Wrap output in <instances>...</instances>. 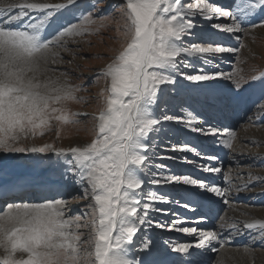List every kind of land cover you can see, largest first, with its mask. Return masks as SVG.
Instances as JSON below:
<instances>
[{"label": "snow or ice", "instance_id": "6c2138e0", "mask_svg": "<svg viewBox=\"0 0 264 264\" xmlns=\"http://www.w3.org/2000/svg\"><path fill=\"white\" fill-rule=\"evenodd\" d=\"M75 4L76 0L8 4L0 0V11L18 10L0 18V153L69 157L67 171L88 201L83 209L68 215L67 199L8 202V191L0 192V199L5 200L0 208V264H199L197 257L205 251L218 252L214 242L222 239L217 231L196 226L207 218L214 203L208 193L227 204L229 190L216 186L213 178L206 181L174 174L170 165L156 162L190 164L193 161L184 153L202 156L179 130L176 143L168 145L172 155L161 157L156 141L163 143L169 136L166 122H177L192 133L217 137V142L232 149L234 130L204 126L192 111L180 116L173 109H184L187 104L181 99L184 81L210 95H215L213 82L228 81V99L240 97L245 84L251 86L249 80L264 85V70L247 79L218 70V62L224 59L221 54L238 53L244 47L224 46L225 37L240 41L241 34L250 36L255 29H264V18H260L264 0L224 4L216 0H124L119 8L124 43L97 74L105 87L97 97L98 112L90 117L93 138L69 147L26 144L54 127L59 140L66 126L78 125L79 117L89 116L69 107L82 102L76 95L82 86L72 85L66 72L55 75L57 70L50 67L63 60L54 49L67 50L70 39L89 33L97 19H107L82 12L76 22L62 23V10ZM91 8L98 10L95 4ZM31 13L38 17L35 22ZM204 21L211 22L207 30ZM207 160L218 157L210 155ZM197 166L203 172H222L218 166ZM248 188L244 184L238 191ZM162 204H174L179 211L158 206ZM158 214L167 219H157ZM232 228L237 235L247 231L250 239L264 246V221L246 222L244 230L235 224ZM153 229L183 233L193 241L168 239L161 244L149 234ZM174 253L179 256L173 257Z\"/></svg>", "mask_w": 264, "mask_h": 264}, {"label": "rangeland", "instance_id": "374dc122", "mask_svg": "<svg viewBox=\"0 0 264 264\" xmlns=\"http://www.w3.org/2000/svg\"><path fill=\"white\" fill-rule=\"evenodd\" d=\"M2 1H5L3 2L5 4L24 2V0ZM56 1L63 2V0H45L48 3H56ZM216 2L224 4L230 2V0H216ZM123 3L124 0H76L75 5L62 10L63 14L60 17L62 23L76 22L82 12L84 15L91 12L94 18L107 17L104 20L97 19L89 33L70 39L67 43V50H64V48L54 49L60 53L63 60L55 65H50V67L57 70L54 73L55 75L60 72H66L67 79L72 85L82 86V90L76 94L78 97L83 98L82 102L72 103L69 107L74 112L87 113L89 116L79 117L81 123L78 125L66 126L59 140L56 138L54 127L52 131L47 132L43 137L25 141L26 144L56 143L58 147H69L83 145L90 142L93 138L91 129L94 121L90 117L97 114V97L105 87L104 79L100 78L97 80V74L99 70L105 68L111 62L112 57L116 55L124 43L121 36L124 21L121 19L119 11ZM93 4L96 5L98 10L91 8ZM10 13L18 14V10L9 9L2 16L7 17ZM31 18L35 22L38 17L36 13H31ZM260 18H264V15ZM210 23L208 21L203 22L204 30L208 29ZM258 29L260 28L255 29L250 36L241 34L240 41L234 38H224V46L238 47L243 44L244 47L240 48L238 53L221 54L224 59L222 62H218L219 71L243 76L247 79L253 74L258 75L261 70H264V31L261 33L262 35H258V32H256ZM252 45H255L257 50H253ZM249 83L251 86L245 84L246 91L240 97L228 99L231 95L228 90L230 87V82L228 81L213 82L215 95H210L207 90L199 89L191 82L184 81L185 88L181 92V99L186 101L187 104L184 109H173L175 114L180 116H185L187 111H192L193 115H196L204 126L211 124L227 128L224 126L225 123L229 124L232 122L233 128L230 130H234L236 133L232 141V149H228L222 143L217 142V137L210 141L213 137L192 133L183 124L177 122H166L165 126L171 129L169 136L164 138L163 143H160L159 139L156 141L159 145L157 150L161 157L172 155L168 150V145L169 143H176V130H179L182 138H187L193 146H198V150L201 151V157H196L192 153L183 154L193 161L190 164L167 159L156 160L157 163L170 165L174 174H191L193 178H205L207 181V177L210 176L203 175L201 177L199 174L210 173L203 172L197 165L207 164L209 166H218L222 169L221 173H213L214 176L212 175L211 177L213 179L216 178V186L229 190L228 203H223L222 198L210 193L212 200L215 203L217 201L218 207L222 208L213 225L211 224L210 228L204 229L217 231L222 236V239L218 243L214 242L216 244L214 246L219 249L218 252L205 251L208 254L207 256H211L204 258L203 264H231L227 262L228 260H231L233 264H247L248 262L246 261L241 262L235 259L234 253L231 252L234 250H242L250 255L252 259L250 264H264V257L260 256L264 255V246L250 239L247 231L243 235H237L235 229L232 228V225L235 224L241 230H244L246 222L264 221V219L254 218L253 216L256 208H264V85L259 81L249 80ZM172 95L175 96L174 90ZM163 107L167 109L168 105ZM234 111H238L237 114ZM169 114L173 113L170 112ZM218 119H222V123L216 124L215 122ZM219 139H222V137ZM218 149L224 151L225 162L207 160V156L210 155H215L220 160L221 155ZM69 166V157H57L53 153H0V184L16 179V182L10 183L15 185L19 184L21 179H26L32 183V185L30 183L31 187L39 188L42 186L40 181L46 179L47 184L43 186L49 184L51 193L52 188L56 190L50 198L67 199L69 201L67 214L72 215L83 209L88 201L83 198L82 192L74 184L73 174L67 171ZM244 184L249 185L248 190L238 191ZM31 187L30 190L35 192V188ZM26 193L19 202H42V200H32V196ZM13 198L8 202H12ZM158 206L179 211L174 204ZM212 208H216L214 203ZM171 215L172 213L169 212L168 216ZM189 215L192 214L189 213ZM157 219H167V217L163 214H158ZM195 219L199 218L195 217ZM207 222L209 221H203L202 223ZM229 232L232 233L230 237L227 236ZM149 234H154L161 244L168 239L180 240L179 236L176 238V234L186 235L175 231L169 232L164 229H153L149 231ZM191 241L193 239L188 240V242ZM221 244H223V247H220Z\"/></svg>", "mask_w": 264, "mask_h": 264}, {"label": "bare ground", "instance_id": "6f19581e", "mask_svg": "<svg viewBox=\"0 0 264 264\" xmlns=\"http://www.w3.org/2000/svg\"><path fill=\"white\" fill-rule=\"evenodd\" d=\"M2 2H5V1H2ZM55 2V1H54ZM57 2V1H56ZM102 5H104V4H102ZM9 10V9H8ZM8 10H6V11H0V18H2V14H4V13H7L8 12ZM61 21V20H60ZM263 31H264V29H258L256 32H258V35L259 34H261V33H263ZM264 34V33H263ZM262 35V34H261ZM233 39V38H232ZM252 48H253V50H257V48H256V46L255 45H252ZM196 86V85H195ZM197 87V86H196ZM195 89H197V88H195ZM216 124H220L221 123V121L220 120H218V121H216L215 122ZM228 127H229V124H226ZM208 140H210V139H208ZM214 140V137H213V139L212 140H210V141H213ZM206 150V149H205ZM219 150V149H218ZM207 151H209V150H207ZM213 151V150H212ZM210 152V151H209ZM211 154V153H210ZM223 159V158H222ZM201 177H203V175H207V176H210V177H207V178H212L211 176L213 175L214 176V174L213 173H210V174H199ZM214 180H215V184H217V180H216V178H214ZM13 182H16L15 180L13 181ZM12 183V182H11ZM30 181H28V180H26V179H21V181L19 182V184H15V185H10L9 186V188L8 189H5V190H3V191H8V195L10 194H15V195H21L24 191H26L27 189L28 190H30L29 188H30ZM42 183V184H41ZM32 184V183H31ZM40 184L43 186V185H46L47 184V180L46 179H43L42 181H40ZM30 185V186H29ZM29 186V188H27ZM43 187H46L45 189L47 190V189H49L48 187H50V185L48 184L47 186H43ZM27 188V189H26ZM40 189H42V188H40ZM33 190H30V192H32ZM52 192H53V188H52ZM34 193V192H33ZM7 195V197L6 198H8L9 196ZM208 196L210 197L211 195H210V193H208ZM34 197H35V195H34ZM37 199V198H36ZM216 201V200H215ZM216 203H217V201H216ZM218 204V203H217ZM189 213L190 212H188L186 215H189ZM254 216V218H259V219H264V208H256L255 209V214L253 215ZM198 221V220H197ZM196 226H199L200 228H203V229H205V228H210L209 226H211V223L210 222H207V223H199V224H197ZM178 236H179V238H180V240H178L179 242H188V240L190 239V240H192L193 239V237H191V236H188V235H182V234H176V238H178ZM216 243V242H215ZM214 243V245H216ZM231 252H233L234 253V257H235V259L236 260H238V261H246V262H248L247 264H250V262H252V259H251V256L250 255H248V254H246L244 251H242V250H234V251H231ZM208 254L207 253H205L204 252V254L203 255H201V256H199V257H197V260H198V262H199V264H203L204 263V258H207V257H209V256H211V255H209V256H207ZM177 256H179V254H173V257H177ZM226 256H227V254H226ZM260 256H263L264 257V255H260ZM227 262H229V263H231V264H233L232 262H231V260H228Z\"/></svg>", "mask_w": 264, "mask_h": 264}]
</instances>
